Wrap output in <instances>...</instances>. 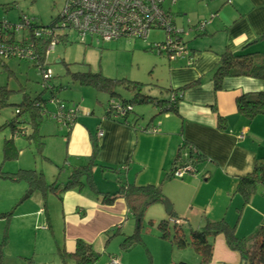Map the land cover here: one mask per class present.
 I'll return each instance as SVG.
<instances>
[{"label":"crops","instance_id":"crops-1","mask_svg":"<svg viewBox=\"0 0 264 264\" xmlns=\"http://www.w3.org/2000/svg\"><path fill=\"white\" fill-rule=\"evenodd\" d=\"M162 5L172 14L177 28L186 30L187 27L206 22L202 34L192 31L183 37L192 56L191 64L188 65V57L172 60L159 55L164 56L165 60L155 58L157 64L154 63V67L163 66L168 75L169 90L176 92L181 89L178 91L181 92V98L176 101L175 110L167 109L168 100L163 102L166 109L162 113L161 107L151 104L154 112L147 118H144V113L136 115L132 120L135 125L133 128L91 113L86 114L80 107L70 128L59 127L54 122L58 128L50 131L49 135L44 134V151H48L49 157L53 152H58L61 158L64 156V166L70 168L74 164L72 168L75 169L87 163L93 137L98 144L96 162L114 168L111 170L117 174L108 184H98L100 175L105 171L95 167L92 180L99 192L112 195L118 192L120 182L136 186L160 185L164 199L171 204L170 213L174 214L175 219L184 220L180 225L187 238L191 230L202 228L207 222L224 221L234 228V235L238 239L250 241L264 221V115L250 118L238 113L234 99L241 95L264 93V81L247 77L226 78L216 90L213 88L212 75L220 56L225 52L242 53L244 49L246 53H257L258 60L263 59L264 0H164ZM124 41L140 43L145 50H150L158 40L151 39L149 34L144 41L120 39L114 42ZM2 58V61L10 59ZM0 63L4 64L1 60ZM169 90H165V98L168 99L171 94ZM167 112L171 113L170 117L163 115L155 119ZM130 117L126 116L128 123L131 122ZM139 120L145 122L142 128H148L146 133L136 131ZM156 121L161 125L160 129L155 133L150 132ZM43 123L44 120L40 131ZM99 131L102 136L97 135ZM141 135L151 137L154 145L163 144L165 148L163 154L151 164L150 172L140 164L136 166L142 167L136 170L129 167L128 163L124 167L122 165L128 153L133 151V142ZM183 141L195 146L203 154V160L196 166H202L201 171L195 167V173L184 174L180 179L170 178L168 175L172 163ZM185 153L188 151L182 152L184 158ZM105 155L110 156L111 160L105 159ZM48 158L45 157V160L49 161ZM262 164L263 177L254 184V192L246 200L237 191L238 182L256 165ZM81 180L82 185L68 189H63L64 185L61 184H57L58 189L55 191L41 189L44 199L42 207L29 204L21 213L22 217L35 215L36 220L42 218L44 223L41 228L49 231L57 228L55 222L61 224L63 220L62 230L65 229L67 234L64 237V254L74 253L75 241L81 240L100 254L97 264L104 258L103 264H109L110 259L117 261L116 264H242L240 252L229 248L223 234L209 237L212 253L207 262H202L191 246L179 248L161 238H140L141 243L126 251L127 255L110 253L107 251L111 238L108 232H123V222L131 216L128 206L122 198L109 204H100L99 196L92 192L86 180ZM48 197L57 198L52 206L59 218L51 212ZM165 212L163 200L150 205L139 222L134 220L136 225L133 234L139 226L141 237V225L146 214L150 216L148 222L152 225H158L163 220L170 221V216ZM125 236L130 235H124L123 239ZM189 251H193V254ZM191 256L199 258V261L191 259Z\"/></svg>","mask_w":264,"mask_h":264},{"label":"rangeland","instance_id":"rangeland-1","mask_svg":"<svg viewBox=\"0 0 264 264\" xmlns=\"http://www.w3.org/2000/svg\"><path fill=\"white\" fill-rule=\"evenodd\" d=\"M61 7H63V0H0V18L5 19L11 24L18 25L21 21L20 14H25L30 18H35V22L39 25H48L57 19L62 10ZM62 33L68 35V41L54 45L55 47L47 51L44 58L45 67L52 72V79L47 81V83L43 82L44 80L39 75L37 67L32 62H28L26 58H10L3 61L4 64L0 63V87L6 86L11 91L7 100L8 104L4 103L2 105L0 103V170L2 173L9 175V178H0V242L3 241L5 234H7V241L3 248L2 264H75L72 258L64 255V237L67 234L65 229L62 230L63 220L61 224L55 222L57 228L49 231L41 228L44 223L42 218L41 221L40 218L36 220L35 218L37 217L35 215L32 217H22L21 213L27 208V205L41 206L44 199L40 190L33 191L24 179L15 180V177L11 176L17 174L19 170H33L37 174L43 173V179H45L44 181L48 185L58 181L57 184L63 186L67 182L66 179L72 172L74 164L70 168L64 166V156L61 158L58 152L52 153L51 149V157L47 154L48 151L37 154L34 145L30 144L24 136H16L13 140L17 149L21 151L18 158L15 161L3 160L4 141L11 138L12 135L10 128L4 126L15 117L14 110L17 108L15 104H20L23 93L29 94L34 99L44 88L42 84L51 83L55 86L54 93L49 95L50 92L47 91L43 95L44 99L49 101L46 104L48 112L56 113L58 107L54 101L60 100L63 104H78L77 106L81 107L86 114L93 111L95 116L102 117L104 114V104L108 101L109 95L91 87L81 86L78 80L73 79V73L83 71L100 73L104 77L111 79H125L138 82L144 84L145 91H148L150 95L157 98H165L167 94L165 90L169 88L168 75H166L163 66L157 65V67H154V63L157 64L155 58L165 60V57H159L153 51L145 50L140 43L135 42V45L134 42L128 43L124 41L119 42L122 45L115 42L97 44V42L91 41L90 38L80 41L72 30L67 29ZM15 35L17 41L20 35L19 33ZM150 36L151 39L162 40L165 35L163 31L155 29L151 31ZM124 88V86L117 87V93L123 99L130 98L131 94L126 92L127 90ZM52 97L54 98L50 101ZM132 107L133 112L130 113L131 117L129 118L131 121L143 113L144 118H147V115L154 112L151 104L134 103ZM27 115L26 113L23 114L19 118L20 121L27 119ZM163 115H166V118H168V116H171V113L159 114L155 119ZM49 118L48 115L43 119L44 123L40 131L43 135H49L50 131L58 128L54 124L55 121ZM158 123L156 121V125H154L157 131L161 126ZM144 126L145 122L139 120V124H137L135 129L140 134H143L146 133L141 130ZM151 139L147 135H141L138 140H135L131 147L133 151L128 153V156L122 162L123 167L127 163L129 167L131 166L135 170L145 166V170L150 172L151 164L165 150L163 144L159 146L158 144L154 145ZM60 146L62 147L63 145L61 144ZM45 157H49L50 162L46 161ZM104 158L108 161L111 160V157L108 155H105ZM68 162H71V160H68ZM139 164L142 166H136ZM201 168L202 166H198L197 170L201 171ZM112 177H117V174H114L112 170H107L100 175L98 184H108V181L114 180ZM30 190H32V193L29 194V197L17 206L18 202ZM48 198L51 212L55 214V217L59 218L52 206V204H55L57 198ZM2 214H6V216H2ZM7 214H10V216H7ZM149 220L150 216L146 214L142 222L143 225H141V239L145 237L149 240L150 238L158 240L156 239L159 237L157 227L150 224ZM135 225L133 217L129 216V220L124 221L123 227H121L123 232L119 234L114 231L108 232V234H111V238L107 251L113 254L116 253L117 255H127L126 251L120 246V242L124 235L133 234ZM172 225L168 226L173 233ZM62 231H65V233ZM189 252L193 254V251ZM194 256H191V259L199 261V258ZM104 259H101L100 264H103ZM97 262H100V257Z\"/></svg>","mask_w":264,"mask_h":264},{"label":"trees","instance_id":"trees-1","mask_svg":"<svg viewBox=\"0 0 264 264\" xmlns=\"http://www.w3.org/2000/svg\"><path fill=\"white\" fill-rule=\"evenodd\" d=\"M166 11L169 12L168 10ZM60 14L61 12L59 13L57 19L53 20L48 25H39L37 22H35V18H30L25 14H20L21 21L18 25L11 24L5 19L0 18V46L1 44H7L6 46L14 48L15 50L23 49L27 52H31L32 58L26 59H28L29 62H32L33 65L37 67L39 75L42 76V79L44 80L43 82L46 83L47 81L52 79V72L45 67L46 64L44 59L49 45H51L52 43H54V45H57L58 43H66L68 41V35L62 32L64 30L70 29L69 27H63L61 21H59ZM20 25L21 27H24L21 28L20 31H16L15 29ZM37 31H40L44 35L36 37L34 33ZM17 33H19L20 38L16 41L15 34ZM162 40H158L156 42L160 43L162 42ZM150 50L152 51V48H150ZM245 51L246 50L243 49L242 53L225 52L220 56L218 66L215 69L214 75H212L214 89L219 90V88L222 86L223 80L226 78L247 77L264 81V57L263 59L261 58L260 60H258L257 53L251 54L246 53ZM7 55L8 58H16L11 57L10 51L7 52ZM0 60L1 62H3V58L1 56ZM46 74H50V77L47 78V80L44 77ZM72 77L73 79L78 80L80 85L83 87H91L99 92L107 93L109 95L108 101L106 102V104H104V114L101 118L111 120L113 122H118L123 125H128L133 128L135 126L133 121L128 123L126 120V116L130 115V113L133 112L132 105L134 103L157 105L158 107H161L160 113H162L165 111L164 109H166L163 106V102L168 100L167 103L169 105L167 109L175 110V103L181 98V96H179L181 95V92H178L181 89L174 92L173 90H169L168 88L167 90L171 91L169 99L163 97L157 98L150 95L148 91H145L144 84H140L134 81H128L125 79H111L104 77L100 73L83 71L73 73ZM42 85L44 88L39 94L34 97V99L29 96V94L23 93L22 101L20 102V104H15L17 107L14 110L15 117L12 119V121L4 126L9 127L12 134L11 138L6 139L3 144L4 161H15L19 156L20 150L17 149V147L13 143V139L16 136H24L30 144L34 145L37 154L43 153L45 135L39 132L43 121L41 119H43L46 115H49V119L54 120V115L56 113L48 112L47 108L45 107L47 102L49 101L45 100L43 96L47 91L50 92L49 95L53 94L55 86H53L51 83ZM119 86H124V89L127 90L126 92L131 94V97L127 99L121 98L120 94L117 93L116 90V88ZM10 92L11 91L6 86L0 87V103L2 105L4 103L8 104L7 100ZM174 95H177L176 99L170 101L172 96ZM53 98L54 97H52L50 101H52ZM234 100L237 106L238 113L250 118L258 115H264V93L258 92L257 94L255 93L253 95H241ZM54 102L57 103V106H62L65 109H76L77 117L80 109L79 106H77L78 104H63L60 100H56ZM25 113L28 114L27 119H25L24 121H20L19 118L22 117V115ZM90 113L93 114V111H91ZM54 121L59 125V127L66 126L67 128H70L75 122L74 121L71 124L69 122H67L66 124H60L56 120ZM141 130L145 131L148 130V128H141ZM96 142L97 141L95 140V138L92 137V151L90 157L87 160V163L84 166H80L72 170V172L66 179L67 182L64 184L63 189H68L76 185L80 186L82 185L81 179H84L91 188L92 192L99 196V200L101 202L100 204H109L118 198H122L128 206L130 215L134 217V220L136 222H138L144 215L143 213L150 205L164 200L161 189H159L160 185L150 184V186H136L131 183L120 182L119 189L117 190L118 192L112 195L109 193L99 192L95 186L94 180H92L93 169L95 167H99L103 172L114 168H110L106 165H102L96 162V157L98 154V144ZM185 150L188 151V153L184 154L186 158H184L182 155V152H184ZM203 157V154L200 151H197V148L195 146H192L188 142L183 141L180 148L177 150L176 157L172 163L173 167L168 177L176 178L173 176V172L176 168L177 163L190 161V163H192L196 167L199 162L203 160ZM262 169L263 164L256 165L251 172L240 178L237 185V191L242 193L246 200H248L249 197L252 196L255 188L254 184L258 181V179L261 180V178L263 177ZM11 176H14L15 180L24 179L30 189L41 190L49 188L51 189V191H55L58 189L56 182L50 185L46 184L45 182H43L44 174H37L33 170H19L17 174ZM0 178H9V175H7L6 173H2L0 170ZM11 178L13 179V177ZM2 216H6V214H2ZM7 216H10V214H7ZM170 219H173L175 221L178 220L182 223L184 221L180 218L175 219L173 213L170 214ZM168 225V220H163L158 225H156L159 231L158 238L169 240L179 248L185 247L187 245L191 246V249H193L200 256L202 262H207L211 258L212 244L209 240V237L217 234H223V236H225L226 238L229 248L240 252L242 257V264H264V221L263 224L258 228L256 233H254V236L250 239V241L247 242L238 239L236 235H234V228L228 226V224L224 223V221L213 223L207 222L202 228L191 230L188 238L184 234L183 228L181 227L182 225H180V223H177L176 226H173V233L171 232ZM140 230L141 229L138 226V229L134 234L125 236L124 239H122L123 241L121 242V247L124 251L128 252V250H131L135 245L141 243V237L139 234ZM6 241L7 234H5V238L3 239V241L0 242V264H2L3 261V248L6 244ZM75 242L76 246L74 253L64 254L66 257L72 258L75 261V264H94L97 262L100 254L95 253L89 244L82 242L81 240Z\"/></svg>","mask_w":264,"mask_h":264},{"label":"built area","instance_id":"built-area-1","mask_svg":"<svg viewBox=\"0 0 264 264\" xmlns=\"http://www.w3.org/2000/svg\"><path fill=\"white\" fill-rule=\"evenodd\" d=\"M164 0H63V7L60 20L63 27H69L80 41L87 38L97 43H108L119 39H141L145 40L153 30L164 32L162 42L154 43L151 48L154 54L165 55L172 60L188 57V65L191 64L192 56L189 53L184 35L192 31L195 34L204 32L206 22L184 28H177L174 25L173 16L163 7ZM24 27V26H23ZM21 25L15 30L20 31ZM36 37L42 34L40 31L34 33ZM1 44L0 56L32 58L31 52L6 46ZM54 43L49 45L47 51L54 48ZM11 46V45H9ZM45 79L50 77L46 74ZM181 96V95H179ZM177 95L172 96L170 101L175 100ZM58 110L54 115V120L60 124H70L75 121L76 109H65L57 106ZM150 132H157V128L151 127ZM102 136V132L97 133ZM195 173V165L190 161L177 163L173 176L182 178L184 174ZM177 223L180 221L176 220ZM117 261L110 259L109 264H116Z\"/></svg>","mask_w":264,"mask_h":264},{"label":"water","instance_id":"water-1","mask_svg":"<svg viewBox=\"0 0 264 264\" xmlns=\"http://www.w3.org/2000/svg\"><path fill=\"white\" fill-rule=\"evenodd\" d=\"M32 193V190H30L27 194H25V196L18 202L17 206L20 205L23 201H25L28 197H29V194ZM164 209H165V214H167V216H170V212H171V204L170 202L167 200V199H164ZM139 222V221H138ZM171 224H173L172 226H176L177 222L173 219H170L169 221ZM180 224L182 222H179Z\"/></svg>","mask_w":264,"mask_h":264}]
</instances>
